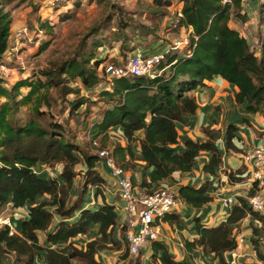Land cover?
Listing matches in <instances>:
<instances>
[{
  "label": "trees",
  "instance_id": "16d2710c",
  "mask_svg": "<svg viewBox=\"0 0 264 264\" xmlns=\"http://www.w3.org/2000/svg\"><path fill=\"white\" fill-rule=\"evenodd\" d=\"M152 1L165 9L157 15H169L167 10L174 5L173 0ZM1 2L0 64L11 34L10 16L3 12ZM80 2L82 0L68 9L55 8L66 12L62 15L64 20ZM231 2L232 5L223 0H177L174 10L180 8L182 17L175 28L172 27L175 12L168 18L165 32L170 40L164 48V59L157 66L161 73L153 78L128 75L109 79L106 65L123 62L108 55L113 44L101 38L92 43L88 52L44 69L38 77L20 79L10 87L5 86L0 77V214L6 211L9 216L12 208L25 213L18 232L13 229L10 234L9 226L0 225V264H38L41 250L46 251V264H104L96 259L97 252L101 248L119 247L112 237L117 222L115 205L105 201L107 182L96 168L103 158L88 147L81 148L69 136L64 117L66 109L67 119L72 122L77 118L83 120L91 108L98 110L90 119V137L98 141V150L109 149L116 165L123 169L134 167V160L144 162L150 171L143 174L140 189L146 191L159 187L162 180L174 173L193 170L202 152L210 153L203 172L214 175L222 164L216 132L209 127L202 128L206 140L186 138L181 151L175 146L179 139L176 123H184L196 113L198 103L192 92L205 81L218 76L234 85L238 89L234 99L241 109L250 115L259 113L264 119V36L258 32L254 42L253 37L248 38L231 26L232 20L247 21L243 5L248 0ZM39 6L40 2L36 8ZM118 24L121 31L130 27L129 21L121 18ZM46 26V23L39 24L40 28ZM188 27L191 28L189 43L180 49L170 48ZM141 35L155 36L154 30L147 29L135 34L137 38ZM260 35L263 39L258 41ZM126 39L123 33L116 37L120 48L124 46L134 51L141 42L133 44ZM151 40L155 39H150L149 45ZM47 44L43 42L39 50H44ZM104 49L106 53L101 56ZM69 81L79 82V85L67 86ZM23 87L28 88L26 94L21 92ZM71 94L76 97L68 100L67 108L64 100ZM26 104H31L32 116L21 119L17 113ZM42 120H46L45 125ZM117 127L125 143H117L110 149L109 131ZM237 129L232 123L226 126L227 150H241L233 142ZM135 143L139 145L138 154L133 149ZM40 166L53 169L55 174L35 172ZM245 172L244 167L229 171V182L243 181ZM79 177L81 181L77 180ZM210 186L209 180L198 187L182 185L176 197L180 203L200 208L212 199L207 194ZM259 190L253 183L247 197L235 198L227 217L217 225L207 226L196 219L197 236L183 242L186 255L190 258L194 250L201 249L213 253L220 264H228L223 255L236 246L235 227L248 215L262 218L247 201ZM88 192L93 193L95 200L98 197L102 200L95 210L84 207ZM178 218L177 214H168L164 221L178 224ZM93 224L98 225L99 236L88 241L84 250L73 246L71 240L87 233ZM257 229L253 227L255 234ZM253 243L255 245L256 240ZM151 247L153 263L185 264L178 261L164 243L153 241ZM194 259L193 255L192 262Z\"/></svg>",
  "mask_w": 264,
  "mask_h": 264
},
{
  "label": "crops",
  "instance_id": "0c3cea01",
  "mask_svg": "<svg viewBox=\"0 0 264 264\" xmlns=\"http://www.w3.org/2000/svg\"><path fill=\"white\" fill-rule=\"evenodd\" d=\"M174 6L175 4L169 8L170 12L175 9ZM249 6L251 8H248ZM258 7L259 0H248V3L243 5V11L246 12L248 17L247 21L232 20L230 24L232 22L239 23V26L237 25V27L234 28L238 31H240V28L243 30L244 35L252 36L259 27V15L256 10ZM151 43H155V45H149L146 50H144L145 54L157 53L158 51H155L157 47L163 46L162 48L164 49L167 44L161 39L157 41L151 40L150 44ZM237 90V87L229 84L218 76L210 81H205L204 85L196 88L192 92L198 103L196 113L187 117L184 123H176L179 139L175 146L179 151L183 150L182 141L186 138L192 140L198 139L200 141L206 140V135L203 133L202 128L209 127L216 132V143L222 155V164L216 169L214 175L202 171V167L210 157V153L202 152L193 170L181 174L178 172L174 173L172 177H168L160 182L159 187L169 188L175 192H177L182 185H195L198 187L208 180L211 183L207 191V194L212 197L209 202L200 208H194L181 202L178 210L173 213L179 216L178 224L176 222L169 223L166 221L161 224L158 241L164 243L168 251L173 254L178 261L185 264H194V262L195 264H220L219 258L213 253H205L201 249L194 250L192 256L194 255L195 259L194 262H192V256L189 258V256L186 255L183 242L186 239L192 240L197 236L196 219H199L200 223L207 226L217 225L227 217L229 211V207L224 204L223 200L228 197H234V199L237 197L246 198L252 186L250 166L245 162L243 155L259 145H264V119L259 113L250 115L241 109L234 99ZM230 123L238 128L236 136L233 139L235 145L241 149L238 152L227 150L226 147L225 131L226 126ZM142 134V132L138 133L139 136H142ZM117 143L122 145L125 143L122 131L118 127L109 131V148L112 149ZM133 149L135 154H138V143L134 144ZM133 163L135 165L134 167L124 170L130 175L133 187L138 189L141 188L140 183L143 174L145 173L147 175L150 169L146 168L144 162L140 160H134ZM240 167L245 168L246 172L243 174L245 179L241 182H229V171H234ZM96 168L107 182L104 193L105 201L114 204L116 210L117 205L121 204V201L119 198H116L117 193L116 188L113 187L114 177L111 175V170L103 160L97 163ZM47 171L51 173V170L48 169ZM109 183H111L112 186H110ZM260 195L264 200V188L260 190ZM86 197L84 201V207L86 208L95 210L102 204L101 198L98 197V199L95 200L92 192H88ZM260 215L262 216L260 219L248 215L235 227L234 235L236 238V234H238L237 238L240 240V250L243 253V257L240 258V264H253L257 259H260L255 248L264 256V211L260 213ZM253 227L259 228L257 229V234L254 233ZM98 236V225L93 224L87 233L79 234L71 240V243L73 246L84 250L86 243ZM112 237L118 243L119 247L115 249L101 248L95 255L96 259L104 264H134V261L128 254L124 231L120 227L118 220L112 232ZM253 240H256L255 245ZM151 244L152 243L148 244V246L141 251L137 264H157L153 263L151 260ZM223 258L226 260V253L223 255Z\"/></svg>",
  "mask_w": 264,
  "mask_h": 264
},
{
  "label": "rangeland",
  "instance_id": "374dc122",
  "mask_svg": "<svg viewBox=\"0 0 264 264\" xmlns=\"http://www.w3.org/2000/svg\"><path fill=\"white\" fill-rule=\"evenodd\" d=\"M173 1L176 5L177 0ZM263 1L259 0L261 5L259 4L256 9L258 15L262 11L260 7H264ZM70 4V6H73L74 3ZM38 5L39 0H2L1 2L3 12L8 13L11 20L9 46L3 54L0 64V66H3V68L0 67V77L3 78L4 85L7 87L26 77H38L40 71L59 66L64 61L88 52L92 49V43L100 38L110 40L113 48L108 50V55L120 62H125L127 55H131L133 52L124 46L120 48L121 44L116 41V37L120 33H123L133 44L141 41L142 43L140 42L139 44L143 46L144 50L149 46L150 39L154 38L155 41L161 39L165 43L170 40L165 32V27L168 18L173 15L174 9L172 12L167 10L170 13L169 15H166V13L157 15L156 13L163 12L165 9L155 5L152 0H82L80 6L71 9L67 13L69 16L64 20H62V15L66 12H59L56 10L57 8H50L41 4L39 8H36ZM248 8L251 7L249 6ZM120 18L129 21L130 27L128 29L120 30L121 26L118 24ZM40 23H46V28H40ZM231 24L232 27H237L239 23L232 22ZM258 24L259 27L256 24L258 29L255 30L256 32L252 36L246 35L248 38L253 37L252 41L254 39V42L256 39L255 34L258 32L261 31L262 36H264V27L260 18ZM23 27L27 28V33L18 36V29ZM141 29L154 30L155 36L149 35L145 37L141 35L137 38L135 34ZM239 30L243 33V30L240 28ZM257 39L260 41L263 38L260 35ZM45 41L48 44L44 50L40 51V45ZM150 45L154 46L155 43ZM162 47H157L155 51L163 52L164 49ZM105 51V49L101 50L100 55L103 56L106 53ZM77 85H79V82L69 81L67 86L76 87ZM21 92L26 94L28 88H21ZM53 93L56 92L54 91ZM75 97L74 94L67 95L64 100V106L67 107L68 100H73ZM1 101H4V99L1 98ZM30 105H23L18 111L17 117L21 119L31 117ZM66 110L64 111V117L67 120L65 122L69 136L81 148H90L88 140L89 136H91L88 130L90 119L98 110L91 108L89 114L83 120L77 118L73 122L67 119ZM82 112H80V115ZM41 122L44 125L46 124V120ZM46 168L48 167L46 166ZM49 170L51 169L49 168ZM43 172L45 174L49 173L46 169ZM51 173L54 175L55 171L52 169ZM77 180L81 181V178L79 177ZM109 184L112 186L111 183ZM10 213L9 218L12 229H16L15 231L18 232L25 213L21 209L15 210V208H12ZM6 214L7 212L5 211L0 215L8 216ZM40 253L41 257L37 258L38 264H46L44 258L46 251L41 250Z\"/></svg>",
  "mask_w": 264,
  "mask_h": 264
},
{
  "label": "built area",
  "instance_id": "2783aa9c",
  "mask_svg": "<svg viewBox=\"0 0 264 264\" xmlns=\"http://www.w3.org/2000/svg\"><path fill=\"white\" fill-rule=\"evenodd\" d=\"M78 0H39L41 5L50 8L66 7L71 8L70 3ZM223 3L232 5L231 0H223ZM260 4V2H259ZM264 5V1L262 2ZM261 5V4H260ZM182 12L180 8L175 10L172 19V27H177ZM260 21L264 27V7L260 14ZM191 28L185 30V34L175 39L170 46L172 49H180L189 43V35ZM27 33V28L18 29V36ZM191 54V53H190ZM165 51L152 54H145L142 45L138 44L133 53L129 55L125 62L120 65L107 64L105 67L106 75L109 79L121 78L124 76H148L155 77L161 73L157 70V66L164 59ZM3 68V66H0ZM90 150L103 158L105 164L110 168L111 175L114 177V185L117 197L121 204L117 205L116 213L120 227L124 230L125 240L127 242V250L131 259L135 260L141 251L153 241H157L160 235L161 224L164 217L173 214L180 207V202L176 197V192L169 188L158 187L151 191L143 189H135L132 185L130 175L122 167L116 165L110 156L109 149L98 150L99 143L97 140L88 138ZM247 165L250 166V177L252 184L256 183L260 189L264 188V145H259L243 155ZM48 170L46 166L36 167L35 172L41 173ZM235 201L234 197H228L223 200L226 206H230ZM250 208L253 211L262 213L264 211V200L260 195V190L247 199ZM9 226L10 234L13 233L9 216L0 215V225ZM236 234L235 248L226 252V262L228 264H240V258L243 253L240 250V240ZM135 264V263H134ZM253 264H264V260L257 259Z\"/></svg>",
  "mask_w": 264,
  "mask_h": 264
},
{
  "label": "bare ground",
  "instance_id": "6f19581e",
  "mask_svg": "<svg viewBox=\"0 0 264 264\" xmlns=\"http://www.w3.org/2000/svg\"><path fill=\"white\" fill-rule=\"evenodd\" d=\"M16 230V229H15Z\"/></svg>",
  "mask_w": 264,
  "mask_h": 264
}]
</instances>
